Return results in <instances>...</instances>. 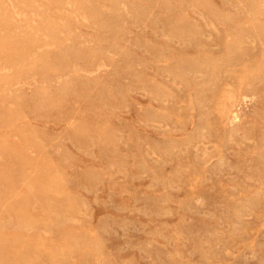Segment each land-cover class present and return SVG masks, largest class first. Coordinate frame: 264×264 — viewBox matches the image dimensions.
<instances>
[{
  "label": "rangeland",
  "instance_id": "1",
  "mask_svg": "<svg viewBox=\"0 0 264 264\" xmlns=\"http://www.w3.org/2000/svg\"><path fill=\"white\" fill-rule=\"evenodd\" d=\"M0 264H264V0H0Z\"/></svg>",
  "mask_w": 264,
  "mask_h": 264
},
{
  "label": "bare ground",
  "instance_id": "2",
  "mask_svg": "<svg viewBox=\"0 0 264 264\" xmlns=\"http://www.w3.org/2000/svg\"><path fill=\"white\" fill-rule=\"evenodd\" d=\"M7 250V249H6ZM16 260V259H15Z\"/></svg>",
  "mask_w": 264,
  "mask_h": 264
}]
</instances>
